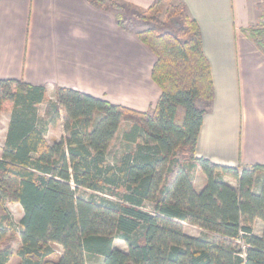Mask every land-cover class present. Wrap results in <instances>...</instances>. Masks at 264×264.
Masks as SVG:
<instances>
[{
  "label": "trees",
  "instance_id": "1",
  "mask_svg": "<svg viewBox=\"0 0 264 264\" xmlns=\"http://www.w3.org/2000/svg\"><path fill=\"white\" fill-rule=\"evenodd\" d=\"M110 1L91 0L133 31L115 8H137ZM175 14V32H136L156 56L151 75L161 95L151 111L58 86L46 120L38 111L48 99L46 86L0 79V113L12 111L0 154V264H87V257L101 264H264V164L230 167L196 156L213 77L198 22L182 10ZM246 31L264 52V24ZM61 119L65 136L49 144L48 129ZM123 120L130 121L122 135L128 148L110 164ZM196 168L206 176L200 190ZM82 189L91 193L85 197ZM7 202L23 209L18 228ZM185 223L206 233L189 235ZM9 234L20 241L16 252L4 243Z\"/></svg>",
  "mask_w": 264,
  "mask_h": 264
},
{
  "label": "crops",
  "instance_id": "2",
  "mask_svg": "<svg viewBox=\"0 0 264 264\" xmlns=\"http://www.w3.org/2000/svg\"><path fill=\"white\" fill-rule=\"evenodd\" d=\"M117 1L147 11L158 0ZM177 2L200 26L215 91L196 156L264 164V52L245 31L264 21L263 1L261 8L254 0ZM155 61L136 31L91 0H0V79L44 85L48 97L68 87L146 112L161 95Z\"/></svg>",
  "mask_w": 264,
  "mask_h": 264
},
{
  "label": "rangeland",
  "instance_id": "3",
  "mask_svg": "<svg viewBox=\"0 0 264 264\" xmlns=\"http://www.w3.org/2000/svg\"><path fill=\"white\" fill-rule=\"evenodd\" d=\"M107 3L112 6V1L106 0ZM258 6L261 8V1H263V9H264V0H254ZM116 13L121 16V19L128 24L129 26H132L133 31H145L148 29H154L157 32H175L178 29V26L180 24L179 17L175 14L177 11H183L185 15H188L186 11L183 10V5L177 2V0H162V2L156 6L155 8L147 11H141L134 8H115ZM264 24V21L262 22ZM261 27V20L258 23H254L248 27L245 28L246 30H250L255 27ZM261 39V35L259 37ZM54 93L47 96V100L40 104L38 106L39 114L43 119H48L49 117L47 115V110L51 108V102L56 103V89L53 91ZM61 114H64V110H60ZM11 107H5L2 109L0 113V154L2 152L1 147L3 146L5 135L7 131V125L9 123V120L11 118ZM130 121L129 120H123L119 130L117 131L114 140L111 143V146L109 148V152L107 155L108 162L110 164H114L122 153H124V150H126L128 147L122 142V135L123 132L129 127ZM63 136H65L64 128H63V121L62 119L57 122L55 126H50L46 135L47 142L49 144H52L55 140L61 139ZM200 168H196L194 171H192V175L194 177L195 181V189L200 190L204 184L206 183V177L204 179V176L201 172ZM257 181L254 185V190L256 192H259L260 190V183H261V176H257ZM224 181L230 184L233 187H238L237 180L230 176V175H224ZM91 193L88 189H82L80 194L87 197V195ZM7 207L10 211V214L12 216V219L14 221L15 226L18 228L19 222L23 216V209L17 202H7ZM15 227V228H16ZM16 228V230H17ZM254 228L256 233L261 234L263 230V223L261 220H256L254 224ZM184 231L192 236H202L206 233V230L203 228L185 223L184 224ZM18 232V231H17ZM4 243H12V249L14 252L17 251V249L20 246V241L17 238V234H9L6 239L4 240ZM116 246L120 249H127L126 244L122 240L116 241ZM55 252L61 253L62 250L60 246H55ZM87 264H101V258L100 257H94L89 258L87 257ZM14 263V261H13Z\"/></svg>",
  "mask_w": 264,
  "mask_h": 264
}]
</instances>
